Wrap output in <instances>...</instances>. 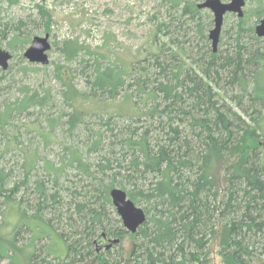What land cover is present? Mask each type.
Returning a JSON list of instances; mask_svg holds the SVG:
<instances>
[{
  "label": "trees",
  "instance_id": "1",
  "mask_svg": "<svg viewBox=\"0 0 264 264\" xmlns=\"http://www.w3.org/2000/svg\"><path fill=\"white\" fill-rule=\"evenodd\" d=\"M162 1L167 3L166 17L155 27L166 40L157 51L128 66L103 63L97 53L83 72L87 90L67 85L72 111L65 113V121L48 120L49 131L56 123L64 124V133L73 137L86 123L85 113L74 105L76 94L112 100L125 92L137 110L127 124L107 115L100 124L105 131L87 128L82 142L65 140L59 168L44 161L52 180L32 182L35 211L30 216L48 223L64 242L65 255L40 258L35 249L30 264H209L214 247L220 264H264V159L259 142L264 134V38L254 31L264 17L263 0H256L242 17L235 15L236 24L220 32L216 51L208 38L210 15L197 7L203 0ZM40 16L50 18L43 11ZM24 26L19 20L9 30L0 19L2 30L16 32ZM10 41L12 49H22L28 38L15 33ZM79 49L74 40L64 41L61 48L67 60L77 58ZM44 104L45 98L30 95L14 109ZM6 109L1 124L10 123L11 111ZM37 130L45 144L53 140ZM86 152L95 154V163L85 159ZM35 155L25 160L22 180L10 188V172L0 167V197L13 199L26 187ZM67 169L93 181L96 195L83 186L60 184ZM115 187L145 213L135 233L126 231L120 218L121 226L114 228L104 213V203L112 207L109 190ZM92 197L101 200L91 202ZM23 201H18L20 211L28 216ZM53 205L54 224L42 217ZM126 236L131 237V249L111 252ZM113 239L119 241L108 246ZM104 240V249H94ZM11 243L8 249L16 250ZM7 252L0 249V257L17 264L16 256Z\"/></svg>",
  "mask_w": 264,
  "mask_h": 264
},
{
  "label": "rangeland",
  "instance_id": "2",
  "mask_svg": "<svg viewBox=\"0 0 264 264\" xmlns=\"http://www.w3.org/2000/svg\"><path fill=\"white\" fill-rule=\"evenodd\" d=\"M255 2L256 0H245L243 11L251 9ZM167 9V3L162 0H0V19L6 28L10 30L19 20L25 24L16 32L0 29V48L12 55L8 68L0 69V116L7 107L8 111H11L10 123H0V167L10 172L8 188L22 180L24 173L22 166L29 156L36 154L37 158L26 187L19 188L13 199L4 200L0 197V249L2 252L8 250L7 255L12 253L16 256L17 264H30L35 249L40 258L51 259L55 256L62 258L65 255L64 242L55 235L48 223L30 216L35 211L32 182L34 179L52 180L46 176L44 161H50L59 168L61 155H64L62 143L65 140L69 144L82 142L88 132L87 128L93 130L100 128L105 131L106 127L100 125L104 121L102 117L111 115L112 121L117 124H127L130 117L137 114L125 92L112 100L83 98L76 94L72 99L75 107L85 113L83 117L85 125H81L78 131L73 133V137L69 136L70 138L64 133V124L56 123L52 131H49L48 120L57 118V121L63 123L66 119L65 113L72 111L67 104L69 102H66L70 93L67 85L73 86L78 92L87 90L83 72H87L86 66L97 57V53L103 55L101 57L103 63L112 60L128 66L156 52L161 42L166 40L165 36L156 32V22L165 19ZM41 11L50 14L48 21L41 18ZM170 12L173 13V9ZM205 13L210 15V29L213 26V15L207 9L202 11V14ZM251 20L254 21L255 18L251 17ZM235 24L236 16L225 14L221 33ZM15 33L21 38H28L22 49L10 47V39ZM45 34H48L51 45L47 52L48 63L41 65L28 62L23 57L24 50L34 36L42 37ZM66 40L76 41L81 48L77 58L66 59L61 50ZM30 95L36 96L38 100L45 98V104L41 107L32 105L21 112L14 109L19 99ZM245 102L247 104V101ZM37 128L50 135L53 140L45 144ZM9 141L13 143L10 144ZM259 142L264 159V134L259 138ZM84 155L89 163H95V154ZM81 176L67 169L59 182L72 188L75 184L83 186L88 194L96 195L95 185H91L93 181ZM66 178L68 180L62 183ZM20 198L24 199L23 207H27L28 216H23L20 211L18 203ZM90 200L99 203L101 198L92 197ZM103 206L105 215L108 213L112 218L113 227L121 226L120 222H117L116 218L119 216L114 206L106 203ZM55 208L53 205L51 213L44 212L43 219L52 218V223H56V215L54 217L52 213H57ZM11 242L14 243L16 250L8 249L7 245L11 246ZM105 244L106 242L102 244L98 242L94 249H104ZM131 246V237L126 236L113 247L114 249L111 248V252L122 247L130 250ZM46 252L51 254L47 255ZM0 264H10V261L7 257H0ZM209 264H220L215 247Z\"/></svg>",
  "mask_w": 264,
  "mask_h": 264
},
{
  "label": "water",
  "instance_id": "3",
  "mask_svg": "<svg viewBox=\"0 0 264 264\" xmlns=\"http://www.w3.org/2000/svg\"><path fill=\"white\" fill-rule=\"evenodd\" d=\"M245 0H229L222 2L221 0H203L197 4L199 9H207L213 15V26L208 32V38L211 42L213 51H216L219 35L221 32L223 18L227 13L243 16V8ZM255 34L259 38H264V18H262L254 28ZM48 34L44 36H34L29 46L24 50L23 57L30 63L46 65L48 63L47 52L51 45L48 41ZM12 55L6 50L0 48V69L6 70L8 62ZM109 197L121 223L126 231L135 233L137 228L143 224L145 213L141 207L136 206L126 195V192L120 188H112L109 190ZM118 239H113L111 243H117Z\"/></svg>",
  "mask_w": 264,
  "mask_h": 264
},
{
  "label": "flooded vegetation",
  "instance_id": "4",
  "mask_svg": "<svg viewBox=\"0 0 264 264\" xmlns=\"http://www.w3.org/2000/svg\"><path fill=\"white\" fill-rule=\"evenodd\" d=\"M104 242H105V240H104ZM104 242H103V243H104ZM105 247H106V244H105Z\"/></svg>",
  "mask_w": 264,
  "mask_h": 264
}]
</instances>
